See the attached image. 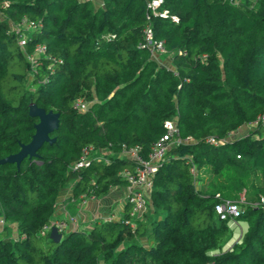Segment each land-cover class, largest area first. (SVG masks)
<instances>
[{
	"label": "trees",
	"instance_id": "16d2710c",
	"mask_svg": "<svg viewBox=\"0 0 264 264\" xmlns=\"http://www.w3.org/2000/svg\"><path fill=\"white\" fill-rule=\"evenodd\" d=\"M158 8L177 20L147 18L146 0H0V158L29 141L30 102L59 113L36 157L0 164V264H264V0ZM147 25L170 66L139 46ZM165 120L176 131L145 209L130 215L125 203L53 242L42 226L59 192L98 198L127 185L119 172L134 163L121 146L145 158ZM88 146V164L73 168ZM220 199L239 201L235 223L246 224L230 244Z\"/></svg>",
	"mask_w": 264,
	"mask_h": 264
},
{
	"label": "built area",
	"instance_id": "2783aa9c",
	"mask_svg": "<svg viewBox=\"0 0 264 264\" xmlns=\"http://www.w3.org/2000/svg\"><path fill=\"white\" fill-rule=\"evenodd\" d=\"M159 3L160 0H146V7L148 9L146 17L150 18L151 16H168L172 21L175 22L177 20L176 16L168 15L167 10L164 8L159 9ZM5 5L6 3H3L2 7H4ZM29 26L30 25L28 24V27ZM18 43L20 45L24 44L23 37L19 38ZM139 46L146 48L153 56L164 54L167 52L163 42L153 37L151 27L149 25L144 28L143 40L139 44ZM34 51L36 53H39L42 51V47L38 45L34 48ZM75 106L80 111L86 109V103L82 99H77ZM263 118L264 114L258 116V119ZM163 126L165 128V132L160 138L152 143L150 150L145 158H143L138 153L137 146H131L128 148L121 146V149L118 152L119 155L127 157L134 163L132 169H123L119 172V175L126 180L127 186L129 187V192L125 196V203L129 205L130 215H136L145 209L148 192L151 188V176L155 171L159 160L162 158L165 150L168 147V141L175 134L176 128L172 120H165ZM174 140L178 141L177 138H175ZM205 141L214 143L216 142V139L214 137H207ZM91 151L93 150L90 146L83 148L82 153L79 159L74 163L73 168L87 165L89 154ZM215 195L217 196V194ZM79 198L81 202H84L88 199H93L92 196L84 197L82 195H80ZM214 210L219 219H228V221L231 223L236 222L235 218L241 212L239 201L229 199H220V201L214 205ZM1 223L2 219L0 218V224ZM69 224H71L72 226L76 224V217L74 215L67 214L65 218L54 219L50 224L43 225L42 229L49 230L51 226H54L57 232L62 233L63 231L67 230Z\"/></svg>",
	"mask_w": 264,
	"mask_h": 264
},
{
	"label": "crops",
	"instance_id": "0c3cea01",
	"mask_svg": "<svg viewBox=\"0 0 264 264\" xmlns=\"http://www.w3.org/2000/svg\"><path fill=\"white\" fill-rule=\"evenodd\" d=\"M128 192L129 187L127 185L114 186L101 197L81 202L80 196L72 198L70 187H65L57 196L53 218H65L67 214H71L76 217V224L74 226L69 224L67 230L78 227H89L95 219L104 217L103 215L106 214V211L110 210V207H114V210L119 208L122 211L125 206V196ZM120 201H123V203L121 202V204ZM120 213L115 217L110 216L109 218H116Z\"/></svg>",
	"mask_w": 264,
	"mask_h": 264
},
{
	"label": "water",
	"instance_id": "95a60500",
	"mask_svg": "<svg viewBox=\"0 0 264 264\" xmlns=\"http://www.w3.org/2000/svg\"><path fill=\"white\" fill-rule=\"evenodd\" d=\"M27 113L31 117H35L37 120L33 123V133L30 139L26 143H19V148L13 153H9L0 158V164L14 163L18 168L20 161L25 158H32L37 156V149L44 143H51L54 140L50 134L58 126L59 113L43 107L37 106L34 102L28 104ZM48 237L57 242L61 238V233L57 232L54 226H51L48 232Z\"/></svg>",
	"mask_w": 264,
	"mask_h": 264
},
{
	"label": "rangeland",
	"instance_id": "374dc122",
	"mask_svg": "<svg viewBox=\"0 0 264 264\" xmlns=\"http://www.w3.org/2000/svg\"><path fill=\"white\" fill-rule=\"evenodd\" d=\"M92 1H93L95 6L101 5V0H92ZM155 59L159 65L170 66V64H171V53L166 52V53L161 54V55H156ZM246 130H247L246 128H241L238 131H236L235 132L236 134H234V135L241 134L242 132H244ZM244 191H245L244 188H241V190L238 192L239 198L244 197V195H243ZM216 194H218V193L216 192ZM121 202L123 203V201H120V203ZM120 211L121 210L119 208L117 210H114V207L113 208L110 207V210L106 211V214L103 216L104 217H110V216L115 217L117 214L120 213ZM228 224L232 228V236L228 241V244H230L231 242H233L235 239H237L240 236L241 232H243L245 230L246 224H245V222H241L239 224L228 222Z\"/></svg>",
	"mask_w": 264,
	"mask_h": 264
}]
</instances>
